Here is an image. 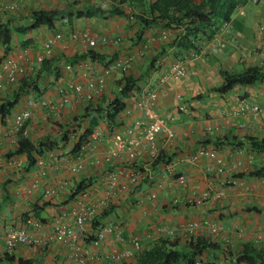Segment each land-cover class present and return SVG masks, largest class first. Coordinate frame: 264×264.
Returning a JSON list of instances; mask_svg holds the SVG:
<instances>
[{
	"label": "crops",
	"instance_id": "crops-1",
	"mask_svg": "<svg viewBox=\"0 0 264 264\" xmlns=\"http://www.w3.org/2000/svg\"><path fill=\"white\" fill-rule=\"evenodd\" d=\"M0 3V21L10 23L14 31L20 25L26 26L27 16L35 10L75 11L96 5L104 9L119 7L131 14L126 0H0ZM7 4L13 8H6ZM72 19L71 23L59 20L51 27L14 32L7 55L26 52L27 59H22L27 67L24 75L29 74L38 67L34 57L46 37L61 32L63 39L50 57L51 70L58 69L60 77L46 76L40 84L41 95L57 101L56 85L63 77L83 81L79 70L64 75V64L91 61L83 57L89 50L106 62L129 57L133 74H137L151 54L160 53L154 68L140 81L139 90L126 98L128 112L121 114L123 125L115 129L131 126L135 118L143 116L140 109L133 107V102L158 89L156 109L175 131L176 137L168 143L163 137L159 139V156L155 163L157 158L150 160L146 151H141L133 161L123 158L106 161L112 147L110 133L91 140L90 147L74 157L69 152V145L60 143L59 128L71 130L70 126H73L76 130L75 118L80 119L85 113L89 103L74 97L60 111L58 118L45 108H35L25 122L30 141L56 140L59 146L54 151L55 157L45 155L42 163L36 161L29 165L25 154L10 155L16 145L13 140L17 138L11 115L25 107L27 97L35 98L30 93L23 95L5 119L2 120L0 114L1 264H134L133 258L119 261L112 258L113 251L128 248L134 236L139 238L141 247L159 237H169L179 247H184L195 237L208 238L217 247L204 253V263L234 264L223 253L235 252L246 241H264V179L249 174L250 170L264 163V153H255L249 144V138L264 136V113H235L242 99L264 106V81L236 85L226 93L214 89L222 82L221 71L239 72L251 65L264 64V0L249 1L234 11L226 27L220 28L211 41L201 42L202 51L193 59H188L174 45L162 40L160 35L165 29L152 27L140 31L139 25L124 15L97 13ZM74 29L87 31L96 39V46L90 48L84 41L72 40L69 35ZM214 46L218 47L217 52L212 51ZM2 54L0 45V60ZM178 57L187 61L186 75L177 81L169 76L161 79L172 60ZM122 74L116 72L108 79L94 104L107 105L108 99L118 90ZM16 86L2 83L0 106L15 92ZM177 94L182 97L177 98ZM180 104L185 105L187 111H180ZM88 117L81 119L84 122ZM100 126L105 128L103 123ZM135 131L139 135V130ZM201 148H212L224 158L223 172L216 170L212 159L190 160L191 155ZM10 159L21 160V166L13 165ZM76 162L82 164L77 173L71 171ZM118 169L138 172L139 181L124 191L118 190L107 206L98 211L96 221L99 225L109 223L120 234L112 233L95 246L92 239L96 229L91 226L81 232L69 215L79 194L73 195V191L77 183L86 181L89 183L86 188L92 190L89 201L97 202L107 192L109 173ZM180 174L186 176L185 185L177 181ZM119 180L125 181L124 177ZM149 191L156 193L153 201L143 198ZM203 192H207L206 198H203ZM103 209L108 212L105 216L102 215ZM214 222L220 227L216 235L208 231V224ZM189 223H194L195 227L190 229ZM58 224L72 227L83 247L84 263H78L70 256L69 240L53 238ZM12 228H23L38 241L33 245H19L8 252L4 239Z\"/></svg>",
	"mask_w": 264,
	"mask_h": 264
},
{
	"label": "trees",
	"instance_id": "trees-1",
	"mask_svg": "<svg viewBox=\"0 0 264 264\" xmlns=\"http://www.w3.org/2000/svg\"><path fill=\"white\" fill-rule=\"evenodd\" d=\"M131 8V14L125 13L119 7L104 9L101 6L90 5L84 9L63 10H35L27 16V25L18 26L12 29L10 23L0 21V45L3 47L1 60L11 50L14 32H25L29 29H35L41 26L51 27L56 21L64 20L72 22L73 17L92 16L97 13H108L109 15H124L127 19L135 21L140 31L152 27H159L170 32L166 40L174 45L179 53L188 56L190 52L201 53L202 41H211L221 28L224 22H229L232 14L239 7L251 0H126ZM134 22V23H135ZM168 43V44H169ZM83 57L90 58L100 65H107L105 61L94 51L89 50ZM160 58V53L151 54L147 62L137 74L131 72L123 73L119 78V87L114 95L108 99L104 107L99 104L88 102L85 113L81 115L89 116L88 120L75 118L77 123L74 130L68 127H59L61 132L60 143L62 146L69 145V152L78 156L83 144L89 141V136L93 129L100 124H104L106 130L111 133L116 127L123 125L121 114L124 112L126 98L130 94L139 90V83L147 75L149 70L153 69ZM181 58V57H178ZM183 58V57H182ZM0 60V61H1ZM52 58H45L38 67L29 74L23 75L17 81L15 92L6 99L0 106L2 120L11 113V110L18 103L19 99L28 93L40 98L42 95L41 82L45 77H60L58 69L51 70ZM222 82L214 90L220 93L230 91L236 85H252L256 82L264 81V64L251 65L239 72L221 71ZM90 113V115H88ZM94 113V114H93ZM85 123V124H83ZM26 125L17 131L16 145L10 155L23 153L29 165L35 164L37 158H43L48 152L58 149L56 140H40L32 142L24 134ZM76 132V134H73ZM249 144L255 153H264V136L261 138H249ZM159 156V155H158ZM158 162V157L154 161ZM250 175L264 179V163L253 168ZM88 182L80 181L74 188L73 195L79 193L88 187ZM107 209H103L102 215H107ZM94 218L91 226L99 228V221ZM216 244L208 238L195 237L189 239L184 247H179L177 242L169 237H159L148 243L147 246L141 247L134 255V264H195L196 260H204V253L208 250H216ZM223 256H229L234 264H264V241L256 243L246 241L241 244L235 252H225ZM12 261L11 257H7ZM26 263V261L18 260ZM1 264V259H0Z\"/></svg>",
	"mask_w": 264,
	"mask_h": 264
},
{
	"label": "built area",
	"instance_id": "built-area-1",
	"mask_svg": "<svg viewBox=\"0 0 264 264\" xmlns=\"http://www.w3.org/2000/svg\"><path fill=\"white\" fill-rule=\"evenodd\" d=\"M257 1V0H251ZM1 4V3H0ZM6 8H13L12 5H6ZM228 22H224L221 25L226 27ZM170 32L165 30L161 33L162 40L169 37ZM70 38L72 40L84 41L88 47L93 48L96 46V39L90 37L87 31L80 29H74L70 32ZM63 34L59 31L50 34L43 42L41 50L34 57V63L40 64L45 58H50L54 54V49L58 42L62 41ZM213 52L218 51V47L212 48ZM197 56L196 52H190L188 59H193ZM28 55L26 52L19 53L18 55H6L0 61V90L2 83L7 82L16 84L21 76L26 73L27 67L23 60H26ZM23 59V60H22ZM79 70L83 81H74L71 78L63 77L60 83L56 85V93L58 95L57 101H52L47 96H41L40 98L27 97L25 101V107L16 111L11 115V122L15 130L21 129L25 122L31 117L35 108L47 109L54 118H58L60 111L71 101V98H77L85 103L92 102L97 97H100L108 79L112 78L114 73L122 72L128 73L131 70V59L129 57H122L109 62L107 65H100L95 61L80 62L74 64L66 62L63 66V73H71ZM187 72L186 59L175 58L169 65L167 73L162 75L164 77H170L177 81L182 79ZM65 80V81H63ZM159 91L153 89L147 93V95L139 101L133 102V107L140 109L143 116L135 118L131 126L123 127L122 129H114L110 134L112 147L105 157L106 161L126 159L127 161L135 160L141 151H146L150 160H154L158 156L159 145L158 141L163 137L166 143L172 142L175 137V131L166 123L164 118L158 113L157 98ZM181 94H177V98H181ZM180 111H187V107L183 104L178 106ZM250 111L255 114L264 113V106H260L256 103L248 102L242 99L239 102L235 113H243ZM125 108L123 113H127ZM135 129L139 130V135L136 134ZM26 128L24 134H26ZM109 133L106 128L98 125L89 136V141L82 145L80 153L88 149L91 145V140L100 139ZM13 143L16 144V138ZM54 151H50L46 154L49 157H55ZM201 158H208L214 160L216 164V170L223 172L225 161L224 158L219 155L212 148H201L193 153L190 160L195 162ZM44 158H37L38 163H42ZM10 163L19 167L22 162L19 159H10ZM82 169V164L76 162L72 165V172H79ZM120 177H124L125 181L119 180ZM139 181V173L136 171L125 172L122 169L115 170L109 173L106 181L107 192L106 194L97 200V202H90L89 197L91 194V188L83 189L79 192L77 198L73 202L69 210V215L78 229L81 232H86L96 217L98 211L107 206L109 199L113 197L117 191H124L129 185H134ZM177 181L180 185H185L186 176L180 174L177 177ZM207 192H203V198H206ZM143 198L147 201H153L156 198L154 191L146 192ZM188 227L193 229L194 223H189ZM219 225L214 223L208 224V231L212 235H216L219 232ZM114 227L105 223L95 230L93 233L92 244L97 246L106 239V237L112 233H115ZM120 232H116L119 236ZM53 238L57 241L69 240L71 246L70 256L78 263H84L85 254L83 247L78 243L76 234L68 224H58L54 228ZM38 240L29 236L23 228L9 229L5 235L4 244L8 252H11L19 245H33ZM141 248V243L138 237L134 236L130 240V246L122 251H113L112 258L115 260L132 259L135 253ZM195 264H205L202 259H197Z\"/></svg>",
	"mask_w": 264,
	"mask_h": 264
}]
</instances>
